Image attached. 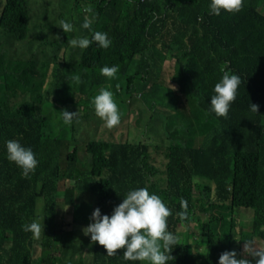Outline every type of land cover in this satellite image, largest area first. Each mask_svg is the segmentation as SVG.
I'll list each match as a JSON object with an SVG mask.
<instances>
[{
    "label": "trees",
    "instance_id": "obj_1",
    "mask_svg": "<svg viewBox=\"0 0 264 264\" xmlns=\"http://www.w3.org/2000/svg\"><path fill=\"white\" fill-rule=\"evenodd\" d=\"M42 1L33 16L38 0H0V82L4 84L0 88V264L66 261L55 255L57 245L53 253L47 250L58 243L56 230H61L55 198L72 210L70 223L89 225L96 208L111 216L126 193L140 187L159 195L172 210L168 230L178 240L170 253L175 259L168 264H218L225 251H235L236 258L255 264L243 245L244 240L258 237L264 246V0H244L240 12L221 11L218 16L210 13L211 0ZM75 1L88 3L84 12L99 19L101 32L112 44L107 49L96 42L85 49L71 46L70 56L79 59L54 68L47 103L32 91L35 83H29L35 74V54H42L43 63V46L56 57L71 39H91L96 31L82 27L85 19ZM61 20L72 24L73 31L64 33ZM24 52L31 57L22 61ZM168 56L175 57L171 79L179 84L178 90L157 82L155 69ZM225 64L242 81L227 118L216 116L210 106ZM104 66H118L115 78L101 74ZM74 75L82 83L76 84ZM101 88L113 93L118 106L129 98L141 101L147 112L143 138L138 142L88 139L80 159L75 123L89 117L94 108L91 100ZM158 94L164 99L156 100ZM250 104L258 105L257 113ZM44 105L59 110L44 111ZM76 106H81L82 114L71 125L64 124L59 111L74 112ZM209 118L216 121L212 127ZM10 139L35 154L38 165L28 178L7 159ZM70 142L75 145L71 150ZM193 176L211 183L198 187L195 194ZM182 199L187 201L184 219L177 216ZM40 200L45 226L36 239L22 226L42 216L37 209ZM218 204L231 210L224 237L217 229L223 217L211 210ZM237 208L251 209L252 216L243 225L248 232L240 230L236 241L229 236ZM190 222L198 228L204 251L190 252L187 239H179V224L189 230ZM77 264L141 263L124 260L123 250L109 257L93 242Z\"/></svg>",
    "mask_w": 264,
    "mask_h": 264
},
{
    "label": "clouds",
    "instance_id": "obj_2",
    "mask_svg": "<svg viewBox=\"0 0 264 264\" xmlns=\"http://www.w3.org/2000/svg\"><path fill=\"white\" fill-rule=\"evenodd\" d=\"M243 7L244 0H211L209 10L211 14L218 16L221 11L238 13ZM92 23L93 19H86L82 27L91 30ZM59 28L64 33L73 31V25L65 20L59 22ZM178 33L181 39L184 38L181 29ZM57 39L59 38L57 37ZM93 42H96L103 49L109 48L112 44L108 34L101 31H93L91 39L87 37L73 38L69 41V44L73 48L85 49ZM162 60L168 61L173 65L175 57L168 56ZM118 70V66H104L100 69V72L106 78L113 79ZM222 71V78L214 85V94L211 95L210 106L216 116L227 118L230 107L236 100L237 91L242 81L239 75L227 70V64H225V68ZM72 79L76 84L82 83L79 75H74ZM172 81L177 84L178 90L179 84L175 80ZM91 104L94 107L95 115L104 121L105 127L112 129L119 126L121 113L110 90L101 88L98 94L92 98ZM250 110L257 113L258 105L250 104ZM59 112L63 123L66 125H71L78 116L77 112H68L67 110ZM6 150L7 159L21 168L22 176L28 178L29 174L34 172L38 165L32 149L22 146L18 140L10 139L6 141ZM194 178L200 177L193 176L192 184H194ZM204 181L211 183L208 180ZM180 205L182 211L178 212L177 216L184 219L187 217V201L182 199ZM64 210H67V208ZM171 215L172 210L163 202L159 195L150 193L146 187H140L129 190L123 197L122 202L113 209L111 216L101 215L100 209L96 208L91 214L92 222L83 228L82 231L85 236L90 235L92 242L102 246L109 257L115 256L118 250H123V258L126 261H140L146 262V264H168L169 261L175 259L170 253L173 247L177 245L178 240L177 235L168 230V218ZM43 218L23 225V230L31 232L34 238L39 239L41 234H44ZM243 252L255 258V264H264V246H257L251 239L244 240ZM236 257L235 251H225L220 254L218 264H251L248 259H238Z\"/></svg>",
    "mask_w": 264,
    "mask_h": 264
},
{
    "label": "rangeland",
    "instance_id": "obj_3",
    "mask_svg": "<svg viewBox=\"0 0 264 264\" xmlns=\"http://www.w3.org/2000/svg\"><path fill=\"white\" fill-rule=\"evenodd\" d=\"M44 1L38 0L37 6L33 9L32 15L36 16L38 15V9L42 6ZM77 7H79V11L83 15V18L86 19H93L92 28L96 31H101V25L99 23V19L97 18H91L86 15L84 12V9L86 7H89L87 4L83 2H76L75 3ZM90 5V4H89ZM36 31H39V28L36 29ZM30 36L33 38V33H30ZM47 38H51L52 40L55 38L54 36H47ZM70 44L68 43L65 46H62L57 52L56 57H54L49 51L48 46H43V48L46 49L45 55L46 58L41 62L42 54L36 53L35 54V64H34V77L29 80V83H35V86H33L31 89L34 93H40L45 100V102L48 103L46 99V95L52 88V83L55 80L54 77V68L58 67L60 65H63L64 67L67 65H70L72 63H76L79 59L77 55L70 56ZM20 52H23L21 50ZM31 57L30 54H26V52L21 53V60L25 61V59H29ZM56 58H61L60 61L56 60ZM173 63V62H172ZM171 67L172 64L168 61L162 60L157 65L156 71L158 74L157 82L165 87H169L172 89L177 88V84L172 81L171 79ZM3 82H0V88H3ZM162 94H158L156 100H163ZM158 100V101H159ZM128 105V110L127 106ZM126 104L122 102L119 104V109L124 110L125 113L121 114V122L118 127H114L112 129H108L105 127L104 121H102L100 118H98L95 115L94 108L91 110L90 115L88 118L82 119L81 121L75 123V137L77 140V153L80 157V159L83 158V155L85 153V146L88 139L91 138H99L103 137L105 139L109 140H118V141H131V142H138L142 140L143 138V132H144V125H145V118L147 116V112L144 109L143 104L139 99L137 98H129L126 100ZM44 111H50L51 113L58 112L59 108L53 107L51 105H44L43 106ZM67 110L70 112V110ZM74 112H77L78 115L82 114L81 106H76V108L73 110ZM209 126L212 127L216 124V121L213 118H209L208 120ZM71 143V142H70ZM74 144L71 143L69 146V149L74 148ZM194 192L199 193L198 186H203L206 184V182L203 179L200 178H194ZM43 200L38 201L37 209L39 213H41V217L37 218L36 221L41 220L42 217H44V213L41 211V207L43 205ZM54 205V211L56 215L62 216V221L60 223L61 230H56V236L59 238V241L57 244H53L50 248L47 250L52 252L55 250L56 245L59 247L58 252L55 254L59 257V259H65L66 261H63V264H77L85 253L87 249H89L93 242L91 241L90 235L85 236L83 234L82 229L87 227L88 225H80V224H73L70 223V221L73 219L72 210L64 205L59 198H55L53 201ZM224 205L218 204L217 206L213 207L211 210L213 211L212 214L216 216L222 215L223 220L218 225V231L219 233L224 237V234L222 230L229 224L230 209H225ZM67 210H64L66 209ZM224 212L223 214L221 212ZM234 216H237L236 223L234 224V227L231 231L230 238H233L237 241V236H239V231L243 230L244 234L248 232L246 228L243 227V225L248 224L251 220L252 216V210L247 208H237L234 209L233 212ZM234 219V218H233ZM43 224L44 218H43ZM191 227L189 230L186 229V226L182 223L179 224V230L181 231L180 239L186 238L187 239V246L190 251H197L200 252L205 250V246H202L200 248V241L197 237L198 228L195 225V222H190ZM10 236L11 234L8 233ZM41 238V236H40ZM257 246H262V241L255 237L252 239ZM242 241V240H241ZM243 242V241H242ZM141 264H146V262H140Z\"/></svg>",
    "mask_w": 264,
    "mask_h": 264
}]
</instances>
